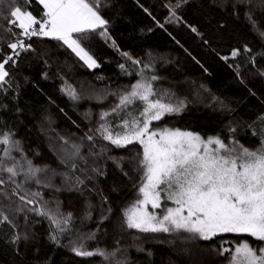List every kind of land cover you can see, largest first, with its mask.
<instances>
[{"label":"trees","instance_id":"obj_1","mask_svg":"<svg viewBox=\"0 0 264 264\" xmlns=\"http://www.w3.org/2000/svg\"><path fill=\"white\" fill-rule=\"evenodd\" d=\"M176 2L106 0L100 11L109 21L110 38L105 40L90 32L89 39L81 41L99 67H87L63 41L46 36L33 38L27 43L32 49L24 50L17 61L5 66L11 86L0 90V131L13 132L26 158L41 168L47 166L41 180L50 181L60 190L26 182L21 174L16 177L17 183L23 184L17 190L19 195L26 196L21 201L13 193L11 182L0 185V209L16 225H0V264H228L229 254L221 255L222 249H232L243 241L257 244L247 234L204 240L127 227L126 209L144 182L143 173L137 170L143 146L133 142L117 147L96 129L103 122L100 113L110 110L118 103L117 97L140 79L143 65L150 64L154 69L146 75L160 77L152 82L153 89L158 94L169 93L163 102L176 105L178 100L184 101L181 111L165 114L153 122L151 129H180L205 138L218 136L226 143L235 141L251 149L264 142V121L258 119L264 115V75H260L264 72V38L244 17V12L251 10L264 30L260 0L238 6L237 14L231 7H219L222 0H187L176 9L182 19L169 22L171 10L166 5ZM19 6L37 18L43 11L38 0H30V7L19 0ZM7 16L0 8V60L13 54L8 44L23 38L18 25H10L3 18ZM190 26L200 34L192 32ZM79 35L74 34L76 38ZM245 46L251 52L245 53ZM234 49H240L241 55L222 59ZM122 52L141 63L133 65ZM251 57H255V63ZM66 84L75 87L81 99L73 101L62 92ZM88 135L94 136L93 141L86 139ZM73 145L81 146L80 154L87 163L74 155ZM12 155L20 159L18 151ZM110 157H116L120 166ZM3 178L7 179L6 173ZM76 178L84 183L75 185ZM34 192L41 196H32ZM27 199L33 203L27 204ZM39 207L72 213L71 223L61 225L67 231L59 232L48 218L31 211ZM104 216L108 218L102 219ZM53 232L59 243L50 238ZM16 234L29 238L14 243ZM91 234L95 239L88 238ZM81 243L90 251H120L107 261L98 255L81 257L72 251Z\"/></svg>","mask_w":264,"mask_h":264},{"label":"snow or ice","instance_id":"obj_2","mask_svg":"<svg viewBox=\"0 0 264 264\" xmlns=\"http://www.w3.org/2000/svg\"><path fill=\"white\" fill-rule=\"evenodd\" d=\"M23 2L26 7H30V0ZM38 3L43 8L39 18L31 11L22 9L19 0L15 2L0 0V8L8 13V16L3 18L7 19L10 25H18L22 36H46L61 40L87 67H99L97 60L82 46L81 41H87L90 32H96L105 40L110 38L107 27L109 21L100 11L106 6V0H91V2L90 0H38ZM184 3H187V0H177L174 6L166 5L171 10L169 22L172 18L176 21L182 19L176 14V9L182 7ZM251 4L252 0H222L218 6L231 7L233 14H237L238 6ZM259 7L264 8V0H260ZM144 11L148 12V9ZM244 17L253 30L264 38V30L253 18L251 10L245 11ZM156 23L163 27L159 21ZM7 30L11 32L12 29ZM191 31L200 34L196 27H191ZM74 34H80L79 38ZM112 44L113 47L116 46L115 41ZM7 47L14 51L12 55H5L0 60V90L3 91L7 90L5 85L11 86L7 79L9 72L5 66L9 61H13L14 56L19 55L15 50L32 49L31 44L25 45L20 38H16V41L8 44ZM244 52H251V49L245 46ZM121 54L131 60L133 65L141 63L139 60H132L127 52ZM240 55V49H234L230 55L223 56L222 59L227 61ZM250 59L255 63V57ZM119 67L124 69L125 65L120 64ZM152 71L154 69L150 64H145L139 69L140 79L129 85L128 91L117 97L118 103L110 111L100 113V120L103 122L96 129L97 134L117 147L126 146L133 141L143 145L142 154H138L141 158L137 168L143 173L144 182L139 188L143 199L137 200L131 209L126 210L127 227L153 233L179 234L183 231L204 240H209L219 233H247L259 241H264V142L255 150L244 147L238 142H234L230 148L218 136H209L205 140L199 133L180 129L150 130L153 121L161 120L165 114L179 112L184 107L183 100H178L176 105L162 102L169 93L158 94L154 91L152 82L159 80L160 77L146 75ZM127 74L131 75V73ZM260 75H264V72ZM61 91L73 101L81 99L72 85L66 84ZM137 102L140 104L138 108L135 107ZM111 115L119 119L118 124L113 125L108 121L107 118ZM258 119L264 121V115ZM14 135L13 132L0 131V185L11 182L15 186L13 193L18 195L21 201L26 200V196L19 195L17 191L23 188V184L16 181V177L21 174L26 182L34 181L37 185L59 191L60 189L50 181L44 183L41 180L40 174L47 171V166L41 168L28 160L20 147V141L13 139ZM86 139L93 141L94 136L88 135ZM213 144L218 147L211 148ZM72 147L74 155L80 156L87 163L80 154L81 146ZM13 151L20 153V159L12 155ZM90 154L94 155V153ZM110 159L115 161L118 167L120 166L116 157ZM61 162L66 163L63 160ZM71 168L73 171L77 169L75 162L71 164ZM93 171L102 174L98 169ZM5 173L7 179L3 178ZM83 183V180L75 179V185L79 186ZM161 192L166 194L167 200L174 201L177 205L175 208H166L162 217L147 211L149 204L153 208L161 207ZM31 195L39 197L41 193L34 192ZM103 199L106 201L107 197ZM32 203L33 200L27 199V204ZM17 211L23 209L18 208ZM31 211L48 218L59 232L67 231V228L61 225H68L72 220L70 212L65 215L44 207L33 208ZM88 215L90 216V212ZM107 218V216L102 217V219ZM3 224L16 227L3 209H0V225ZM28 238L27 234L23 236L16 234L13 242L21 239L27 241ZM50 238L59 243L56 232H53ZM88 238L95 239V234H91ZM139 250L143 251V249ZM72 251L81 257L98 255L107 261L110 257H115L120 249L117 248L111 253L101 248L90 251L81 243L78 247H73ZM224 253L229 254V264H264V247L253 248L247 241L236 245L234 249H222L220 254L224 255ZM148 255L151 256V253L149 252ZM116 264H124V262L117 261Z\"/></svg>","mask_w":264,"mask_h":264},{"label":"rangeland","instance_id":"obj_3","mask_svg":"<svg viewBox=\"0 0 264 264\" xmlns=\"http://www.w3.org/2000/svg\"><path fill=\"white\" fill-rule=\"evenodd\" d=\"M87 50V49H86ZM177 51H179V50H177ZM92 55V54H91ZM181 55L183 56V53H181ZM94 57V56H93ZM184 58H185V56H183ZM98 62V61H97ZM191 63V62H190ZM155 91V90H154ZM163 102V101H162ZM163 103H165V102H163ZM140 106V104H139V102H137V104L135 105V107H139ZM108 111H110V110H108ZM108 121H110V122H112V124L113 125H116V124H118L119 123V119L115 116V115H111V116H109L108 118ZM153 122H155V121H153ZM152 122V124L150 125V130H156V131H160V130H163V129H151L152 128V125L154 124ZM115 131H118L119 129H114ZM172 130H175V129H172ZM194 133V132H193ZM201 136V135H200ZM202 138H204L205 140L207 139V138H205V137H203V136H201ZM133 142H138V141H133ZM235 142V141H234ZM234 142H231V143H226L227 145H228V147H232L233 146V143ZM139 143V142H138ZM143 146V145H142ZM211 148H216V147H218L217 145H215V144H213V145H211L210 146ZM245 147V146H244ZM261 146H259L258 148H260ZM247 148H249V147H247ZM249 149H251V148H249ZM257 149V148H256ZM143 150V149H142ZM251 150H255V149H251ZM221 154H223V151H222V153ZM165 193L164 192H161V201H160V203H161V207L160 208H153L152 207V205L151 204H149V205H147V211L148 212H150V213H152V214H155V215H157V216H160V217H162V215L164 214V212H165V209L166 208H175L177 205L175 204V202L174 201H170V200H167L166 198H165ZM143 199V194H141L140 192H139V194H138V196L136 197V199L134 200V201H132V203L127 207V209L126 210H129V209H131L132 207H133V205L136 203V201L137 200H142ZM185 214H186V212H185ZM125 216V215H124ZM133 229V228H132ZM173 234H176V235H181L182 236V234L183 235H190L191 237H194L192 234H188V233H185V232H183V231H181L179 234H177V233H173ZM226 234H236V235H243V234H247V233H219V234H217V235H226ZM216 235V236H217ZM247 235H250V234H247ZM251 236V235H250ZM251 238H252V236H251ZM254 238V237H253ZM256 239V238H255ZM256 242H257V244H251V243H249L253 248H256V249H259V248H261V247H264V241H259L258 239H256ZM241 242H239V243H237V244H234L235 246L236 245H239ZM235 246H233L232 247V249H234V247ZM229 264V263H228Z\"/></svg>","mask_w":264,"mask_h":264},{"label":"built area","instance_id":"obj_4","mask_svg":"<svg viewBox=\"0 0 264 264\" xmlns=\"http://www.w3.org/2000/svg\"><path fill=\"white\" fill-rule=\"evenodd\" d=\"M37 27H38V25H37ZM35 37L36 36H31V37H25V36H23L22 40L24 41L25 45H27V43L29 41H31L33 38H35ZM15 51H18L19 52V55L18 56H14L13 62L17 61V58L22 54V52L24 51V49H17Z\"/></svg>","mask_w":264,"mask_h":264}]
</instances>
